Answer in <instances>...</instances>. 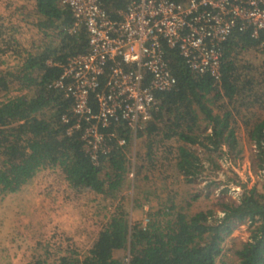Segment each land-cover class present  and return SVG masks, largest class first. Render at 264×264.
Returning a JSON list of instances; mask_svg holds the SVG:
<instances>
[{
  "label": "trees",
  "instance_id": "obj_1",
  "mask_svg": "<svg viewBox=\"0 0 264 264\" xmlns=\"http://www.w3.org/2000/svg\"><path fill=\"white\" fill-rule=\"evenodd\" d=\"M32 1L35 13L53 33L36 52L28 50L16 69L0 70V92H7L11 84L19 86L20 91L32 92L31 96L3 94L0 100V193L16 192L40 170L57 168L73 190L90 189L110 196L122 186L129 171L125 147L112 138L113 149L107 160L101 157V163L95 165L83 148L80 132L66 134L67 124L61 121V115L69 113L70 99L48 87L60 76L61 65L69 56L86 52L87 33L84 27L74 33L67 31L74 18L61 0ZM127 2L103 0V6L112 18L118 19ZM263 41L264 29L256 38L249 32L234 33L223 44L226 62L219 80L191 72L176 48L165 47L168 65L177 82L169 91L156 92L157 108L152 109L150 119L137 133V137L145 138L149 161L156 136L175 139L176 169L192 183L204 170L198 148L214 166H217L214 156L240 151L231 113L214 112L211 105L221 95L232 99L238 92L233 60L238 49L254 48ZM92 106L96 108L93 99ZM202 120L206 122L204 127ZM119 135L129 143L128 131ZM247 135L260 152L258 166L264 169V118L256 121ZM236 185L242 189L239 199L222 202L221 215L212 209L190 214L172 204L165 210L159 208L141 226L130 225L122 211L114 213L85 253L65 254L59 264H215L223 240L237 224L244 222L249 224L250 236L234 252L238 264H264V185L262 191L255 186L248 188L245 183ZM198 196L195 194L193 199ZM116 250L128 251L127 260L114 256ZM29 264L50 263L35 259Z\"/></svg>",
  "mask_w": 264,
  "mask_h": 264
},
{
  "label": "rangeland",
  "instance_id": "obj_2",
  "mask_svg": "<svg viewBox=\"0 0 264 264\" xmlns=\"http://www.w3.org/2000/svg\"><path fill=\"white\" fill-rule=\"evenodd\" d=\"M52 33L35 13L32 0H0V70L16 69L26 52H36ZM233 60L238 92L232 99L219 96L211 108L220 114L231 113L240 151L214 156V166L198 148L204 170L190 183L176 169L175 139L156 136L149 161L145 138H131L125 147L128 174L110 196L90 189L73 190L59 169H42L16 192L0 193V264H29L35 259L59 264L65 254L81 256L111 215L120 211L130 225L143 226L159 208L165 210L172 204L190 214L212 209L221 215L222 202L239 199L242 189L237 182L262 191L264 169L258 166L261 154L249 140L247 130L264 118V44L238 49ZM18 87L11 84L7 92H0V100L3 94L32 95ZM205 124L202 120L201 126ZM195 194L199 196L193 199ZM249 236L248 222L237 224L223 240L215 264H238L234 252ZM127 255L126 250L114 253L121 258Z\"/></svg>",
  "mask_w": 264,
  "mask_h": 264
},
{
  "label": "built area",
  "instance_id": "obj_3",
  "mask_svg": "<svg viewBox=\"0 0 264 264\" xmlns=\"http://www.w3.org/2000/svg\"><path fill=\"white\" fill-rule=\"evenodd\" d=\"M60 3L74 18L67 31L84 27L87 50L69 56L48 87L70 99L61 121L66 134L80 132L95 165L107 160L112 138L127 146L121 131L135 138L143 130L157 108L156 92L175 87L165 47L176 48L191 72L219 80L223 44L236 32L256 38L264 29V0H128L118 19L103 0Z\"/></svg>",
  "mask_w": 264,
  "mask_h": 264
},
{
  "label": "crops",
  "instance_id": "obj_4",
  "mask_svg": "<svg viewBox=\"0 0 264 264\" xmlns=\"http://www.w3.org/2000/svg\"><path fill=\"white\" fill-rule=\"evenodd\" d=\"M117 251V250H116ZM115 253V252H114Z\"/></svg>",
  "mask_w": 264,
  "mask_h": 264
}]
</instances>
